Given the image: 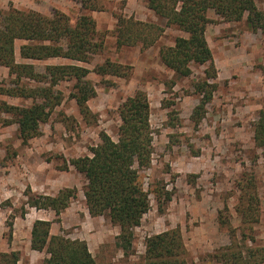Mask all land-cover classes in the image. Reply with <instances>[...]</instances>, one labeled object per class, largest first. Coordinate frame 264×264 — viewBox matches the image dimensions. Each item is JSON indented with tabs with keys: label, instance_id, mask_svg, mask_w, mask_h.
<instances>
[{
	"label": "rangeland",
	"instance_id": "374dc122",
	"mask_svg": "<svg viewBox=\"0 0 264 264\" xmlns=\"http://www.w3.org/2000/svg\"><path fill=\"white\" fill-rule=\"evenodd\" d=\"M257 5L264 11V1ZM11 9L47 17L60 12L72 25L87 15L96 22L104 49L91 64L60 58L40 62L22 59L20 48L27 42L16 41L17 63L34 65L38 74L53 65L85 67L91 71L88 79L97 91V97L88 102L90 114L85 116L71 97L75 83H61L56 90L62 92L63 102L53 110L49 121L41 124L39 135L27 142L20 135L17 117L5 112L4 105L27 108L33 100L5 92H30L47 85L29 79L17 83L9 69L0 66V253L19 252V264H46V253L31 248L32 227L38 220L52 222V235L87 243L97 264H146L147 239L172 230L181 231L187 264H222L217 256L232 245L228 221L236 229L237 243L244 251L264 249V155L254 140V125L264 111L261 31L250 32L245 21L225 23L213 11L209 13L212 23L206 37L218 73V88L204 119L197 122L192 119L201 100L196 84L205 78L207 66L193 65L191 77L177 78L159 57L162 46H174L176 38H188L187 33L166 28L153 48H116L115 15L134 16L166 27V21L144 0H0V22ZM106 60L131 66V76L124 79L95 74L96 65ZM138 91L147 94L151 109L153 156L151 166L141 171L151 210L134 229L133 248L125 253L118 246L120 228L106 217L90 215L86 182L70 161L91 156V148L101 143V132L115 142L119 140L121 105ZM251 175L260 199L254 243L243 240L237 212L242 187ZM65 189H76L77 195L59 217L52 210L28 205V190L34 195L55 197ZM157 192L164 194L161 204ZM166 193L171 195L167 202ZM10 222L14 224L11 245Z\"/></svg>",
	"mask_w": 264,
	"mask_h": 264
},
{
	"label": "trees",
	"instance_id": "16d2710c",
	"mask_svg": "<svg viewBox=\"0 0 264 264\" xmlns=\"http://www.w3.org/2000/svg\"><path fill=\"white\" fill-rule=\"evenodd\" d=\"M147 7L166 21V27L144 22L134 16L115 15L114 31L116 48L140 47L142 51L153 48L165 35L166 28H176L187 33L188 38L178 37L174 46H162L159 51L163 66L174 72L177 78L193 75L192 66H207L205 78L196 84L201 96L192 119L200 122L206 115L218 88V78L213 53L206 32L212 23L209 13L213 11L225 23H243L250 32L264 34V11L257 3L264 0H144ZM86 6V4H85ZM84 9H87L88 6ZM17 40L27 42L20 48L24 60L46 61L65 59L81 64H91L102 52L104 43L99 37L96 22L89 16H81L75 25L68 16L56 12L53 17L35 11L11 9L0 22V66L6 67L17 83L23 79L47 86L35 90L15 92L9 96L30 98L33 105L20 108L5 104V112L17 117L22 139L27 142L40 133L41 124L47 123L53 110L64 100L56 88L63 82H74L76 101L81 114L88 115V102L97 97L93 83L88 79L91 71L79 65H53L44 74H38L34 65L16 61ZM93 72L101 77L111 76L127 79L132 67L111 60L96 65ZM150 103L143 91H138L121 105L122 125L119 140L115 142L106 132L100 133L101 143L91 148V156L76 158L70 165L86 182L85 197L89 213L93 217H106L120 228L118 246L128 253L133 248L134 229L139 227L151 210L150 193L141 180V171L151 166L153 156V133L150 124ZM256 147L264 155V111L259 113L254 125ZM68 171V167L65 168ZM255 177L251 175L243 185V195L237 212L241 217L244 241L254 243L255 225L260 222V199ZM164 201H170L166 193ZM28 205L37 210H52L59 217L76 195V189H65L57 196L34 195L28 190ZM163 193L157 192L161 204ZM223 225L226 226L225 222ZM232 245L225 247L217 256L222 264H264V249L255 250L239 246L236 229L227 222ZM13 222H10L8 242L13 240ZM52 222L38 220L31 232V248L47 255L46 264H97L87 243L51 234ZM187 250L180 230H172L152 236L146 241V264H187ZM17 251L0 253V264H19Z\"/></svg>",
	"mask_w": 264,
	"mask_h": 264
},
{
	"label": "crops",
	"instance_id": "0c3cea01",
	"mask_svg": "<svg viewBox=\"0 0 264 264\" xmlns=\"http://www.w3.org/2000/svg\"><path fill=\"white\" fill-rule=\"evenodd\" d=\"M184 38H187V37H184Z\"/></svg>",
	"mask_w": 264,
	"mask_h": 264
}]
</instances>
